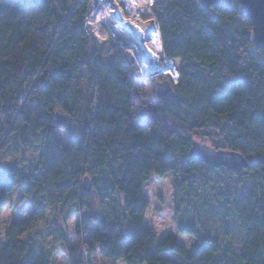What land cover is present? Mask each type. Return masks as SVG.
Instances as JSON below:
<instances>
[{"label": "trees", "instance_id": "16d2710c", "mask_svg": "<svg viewBox=\"0 0 264 264\" xmlns=\"http://www.w3.org/2000/svg\"><path fill=\"white\" fill-rule=\"evenodd\" d=\"M153 2L179 78L171 99L137 116L141 81L122 50L87 36L90 0H0V154L39 148L36 166L0 164V215L16 189L30 207L1 237L0 264H56L57 249L67 264L96 254L111 264H264V51L235 0L208 11L200 0ZM199 135L248 167L237 174L191 158ZM169 174L180 178L175 220L195 242L190 251L144 228L143 186ZM102 178V198L119 195L118 209L84 219L70 246L68 210L89 209ZM40 227L52 231V248Z\"/></svg>", "mask_w": 264, "mask_h": 264}, {"label": "rangeland", "instance_id": "374dc122", "mask_svg": "<svg viewBox=\"0 0 264 264\" xmlns=\"http://www.w3.org/2000/svg\"><path fill=\"white\" fill-rule=\"evenodd\" d=\"M141 1L143 2L144 0ZM142 2H140V6L147 5V7H151L149 0L144 4H142ZM150 19L152 18L149 17V20H146L150 21ZM163 64L164 62L161 61V66ZM173 66L178 68V63H174ZM155 76L156 74L152 75V78H146L144 80L139 79L141 82L140 85H138L137 92L140 94L141 104H139L136 109H140L139 111L141 114H144L146 111H148V109L153 108V105L157 103L158 99L156 97L155 91L156 84L168 81L167 77L166 80H164L161 78L163 76ZM62 138L65 142L64 136H62ZM192 141L214 148L213 142H211L210 139L201 137L200 135L193 137ZM12 150L13 148H10L0 154V164L3 166L16 165L18 167L20 166L21 168L36 166L39 157L38 147L33 146L26 149H19L17 156L12 154ZM105 182L107 183L106 178H102L100 181L97 180V186L99 185V188L101 189V196L97 192L90 194L88 198V203L90 206L89 209H83L81 212L74 206L69 208L65 229L69 238L70 246L76 245L74 232L76 228L83 223L84 212H87V218L100 220L104 218L105 215L108 216L111 209H118V202L122 200L119 195L112 194L108 191L110 193L109 199H112V201L109 203H107L108 201L105 202V200L102 198L103 195L108 194L105 191L103 185H106ZM179 182V177H174L169 174L163 178H157L156 176L152 175L149 181L144 184V191L147 193L148 198L150 199V209L148 210L144 220V228L153 230L157 237V242L161 241L167 236L175 235L178 238L180 244L187 251H190L193 248L195 242L190 237H184L178 233V227L175 220L174 193L179 185ZM27 202V199L21 195V192L18 189L10 194L7 205L0 215V239L3 237L5 231L13 222L25 219L30 214V207ZM38 230L43 234L44 244H46L47 247L52 248V242L54 241L52 231L50 229L44 230V227H40ZM66 260V257L60 253L59 249H57L55 254V263L67 264ZM91 264L111 263H109V261L107 262L103 260L99 255L96 254L91 257ZM118 264L124 263L120 261Z\"/></svg>", "mask_w": 264, "mask_h": 264}, {"label": "built area", "instance_id": "2783aa9c", "mask_svg": "<svg viewBox=\"0 0 264 264\" xmlns=\"http://www.w3.org/2000/svg\"><path fill=\"white\" fill-rule=\"evenodd\" d=\"M147 1L90 0L84 21V30L87 36L95 39L100 45L111 43L125 54H128L131 58V66L140 80L152 78L151 76L156 74L157 77H167L170 84L176 85L179 78L178 69L173 66V61L164 57L158 24L153 14L154 2L149 0L151 7H147V5L140 6V2L144 4ZM130 6L136 10L134 15L129 14ZM98 7H101V11L97 17L94 13ZM149 17L152 18L150 21H148ZM148 22H151V26L154 28L153 31L158 35L161 47L158 54L153 56V60L149 58V53L143 56L136 46L139 39L144 40L145 30H142V28ZM134 25H137L141 30H137ZM130 27L135 28V31ZM142 51L144 52V50ZM161 61L164 62L162 66ZM167 63L170 64L172 70L166 69ZM139 110L134 111L135 115H141Z\"/></svg>", "mask_w": 264, "mask_h": 264}, {"label": "water", "instance_id": "95a60500", "mask_svg": "<svg viewBox=\"0 0 264 264\" xmlns=\"http://www.w3.org/2000/svg\"><path fill=\"white\" fill-rule=\"evenodd\" d=\"M235 1L239 6L240 13L250 19L255 48L264 51V0ZM200 2L205 11H208L211 7L227 10L232 8V0H200ZM125 59L128 64H131V58L128 54H125ZM155 87L158 100L166 101L173 97V89L168 81L157 83ZM56 122L58 126L62 127L65 124L64 116L57 114ZM189 155L191 158L211 168H224L237 174L243 173L248 167V161L242 155L229 150H216L198 142L192 144ZM82 185L83 192L89 193L91 191L92 183L90 178L85 177ZM83 218H87V212L83 213Z\"/></svg>", "mask_w": 264, "mask_h": 264}, {"label": "bare ground", "instance_id": "6f19581e", "mask_svg": "<svg viewBox=\"0 0 264 264\" xmlns=\"http://www.w3.org/2000/svg\"><path fill=\"white\" fill-rule=\"evenodd\" d=\"M101 11V7H98V9L95 11V16L98 17V14ZM134 12H136V10L134 9V7L130 6L129 8V14L134 15ZM127 26V25H126ZM130 26V24H129ZM128 27V26H127ZM134 27L137 30H141L137 25H134ZM132 30H134L135 28L130 27ZM153 26H151V22H148L146 25H143L142 30L144 31V40H140L137 41L136 46L138 47L139 51L141 52V54L146 55V53H149V58L151 60H153V56H156L158 54V52L160 51V42H159V38L158 35L153 31ZM135 31V30H134ZM144 50V52L142 51ZM170 64L167 63V68L166 69H170L172 70V68L169 66Z\"/></svg>", "mask_w": 264, "mask_h": 264}, {"label": "clouds", "instance_id": "9594fccd", "mask_svg": "<svg viewBox=\"0 0 264 264\" xmlns=\"http://www.w3.org/2000/svg\"><path fill=\"white\" fill-rule=\"evenodd\" d=\"M171 85V84H170Z\"/></svg>", "mask_w": 264, "mask_h": 264}]
</instances>
